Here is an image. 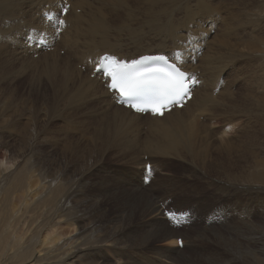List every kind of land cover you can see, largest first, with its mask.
I'll use <instances>...</instances> for the list:
<instances>
[{"label":"bare ground","instance_id":"1","mask_svg":"<svg viewBox=\"0 0 264 264\" xmlns=\"http://www.w3.org/2000/svg\"><path fill=\"white\" fill-rule=\"evenodd\" d=\"M12 1L23 6L27 4L28 11L32 12L30 0H0V4ZM55 1L44 0L43 2L49 4ZM92 1L86 0L81 5L82 0H79L73 6L71 1L64 0L68 13L63 19L66 24L70 20V25L67 24L58 39L51 36V41L55 44L51 49L53 52H42L39 58L44 55L51 58L49 63L53 68L60 70L61 86L68 80L65 76L71 75V80L76 85L78 93L88 95L93 101L99 98L103 99L102 103L109 113L105 126L97 132L98 136L95 139L100 146L93 141L96 149L94 151L89 149L87 156L79 155L77 150L73 151L72 148H69L64 154L71 153L80 156V158H77L75 164L72 162L66 164L62 159L64 154H52L47 151V145H44L41 149V187L39 188L41 192L39 193V190L32 189L35 187L32 181L27 182L31 179V174L23 171L19 174L20 177L17 175L20 179L19 184L22 186L20 188L23 191L15 196L13 201L15 208L12 213L0 218V264H74L65 259H75L77 256L84 259L83 264H264V246L257 247L258 242L261 241L258 239V234L264 236V222L262 220L259 224H249V219L253 213L248 207H244L245 204L240 209V211L244 210L245 213L242 216L237 211L232 215L234 209L232 203H227V207L222 210L220 208L215 209L216 212L221 213V220L217 222L204 220L202 228H193L191 216L200 209L191 205L190 210H179L188 212L189 217L188 223L177 229L170 226L159 209L167 200L156 201L154 198L152 199L155 196V188L152 186L145 188L142 181L145 165L154 159H159L167 168L169 165L185 168L190 173L189 177L202 181V184H206L208 188L216 190L221 195L232 197L233 193L240 191L244 193H250V191L262 193L264 191V161L255 162L253 165L255 171L248 178L239 180V182H236L237 180L232 176L231 178H225V176L216 178L209 175L210 171L215 172L219 169L220 164L213 163L206 151L213 145L211 140L219 142L218 140L221 141L224 137L223 134L216 131L211 134L207 133L209 128L216 127L215 120L218 116V112L213 111V108L217 107L216 105L220 102L217 101L220 91L215 95L213 92L219 87L220 79L235 60L233 49L241 47V44L235 45V43H230L227 38H214L213 35L211 36L212 41L205 40L200 35L209 33V31L202 28L204 24L198 23L199 27L193 32L191 28L196 24V21L188 16L184 21L186 28L183 30L187 38L188 36L191 37L188 38L189 43L187 44L186 41L182 45H173L167 52H171L175 47V51L179 52L177 58L180 59L188 72L198 78L200 85L194 89L191 100L181 109L171 110L159 118L150 117L148 114L145 116L135 114L129 109L117 106L112 95L105 89L101 77L98 74H91V71L95 69L102 55L110 54L116 55L119 59L133 60L143 55H157L164 50H157L156 52L139 51L135 56L120 54L123 49L143 46L142 43L135 45V36L126 42L114 40L108 42L104 46L106 48H96L95 42L89 35L96 29L104 28L101 20L105 16L102 17L101 14H96V17H91L92 14L86 16V19H90L88 24L91 32L89 33L81 25L82 20L85 19V16L81 14L83 12L78 13L82 6H92L90 4ZM114 7L112 6V8ZM96 10L98 9L96 8L94 11ZM4 11V9L0 10V20L3 18ZM38 12L39 10L36 9L34 13ZM10 19L7 20L11 21ZM159 19L157 17L153 21L145 22V27L150 28L152 32L161 25ZM138 37L141 41L142 37ZM121 38L118 37V39ZM148 40L152 43L147 44L146 47L154 45L164 48L167 42L166 38L161 36L150 35ZM88 46L93 47V50H86L85 48ZM202 46L204 47L203 53L200 51ZM14 49L16 51H13V54L18 58L33 59L31 54L37 52L36 50H28L24 46H19L17 49L15 45ZM55 51L60 54L64 51L65 55L68 56L62 57ZM221 53H225L227 58H223ZM28 54L30 56L24 57ZM246 55L248 58L264 57L262 51H256L254 54L246 53L243 56ZM193 63L195 64L193 65ZM81 67L85 68V72L81 70ZM69 68L70 72L68 71ZM78 80L79 83L77 84ZM233 101L234 97L230 103L224 104V100L220 103H222L221 106L226 107L228 103L231 105ZM223 111L229 112L227 108ZM200 117L206 119L209 125L207 122H199ZM138 121H141L151 130L149 131L151 139L147 143L145 141L135 143L134 139L119 136L114 130L116 126L130 127ZM229 121L231 122V120L225 119L224 123L227 124ZM231 124L226 128V131L231 127ZM120 137H123L122 141ZM109 141L119 148L120 145L125 148V153L131 156V165L133 164L132 166L136 170L141 166L140 175L134 171L135 169L133 171L128 169L122 177L115 176V174L110 176L115 185L114 188H116V192L111 188L115 192L113 196L123 203H120L121 207H116L118 211H110V208L105 204L104 196L109 195L107 186L111 181H102L106 187H103L99 182H90L92 181L90 177L93 176H91L93 172L91 170L97 166L96 163L100 162L95 156L102 154V148L104 149ZM117 141L120 145L115 143ZM134 144L137 150L133 149ZM183 155H190L199 164L201 171L193 168L187 162L176 160L182 159ZM144 157L148 162L143 161ZM157 169L162 170L155 166L154 171L156 172ZM3 175L4 173L2 174L0 171V183ZM22 177H25L26 184L24 183V185L22 184ZM115 177H117V181ZM158 178V185L166 182L174 185L176 180L166 172L158 175ZM222 178L229 182L220 180ZM181 187L186 188L187 186L184 187L182 183ZM185 197L186 195L181 198V203ZM112 203L110 201V204ZM159 203L160 205L157 207ZM236 220L242 221L246 228L238 227ZM185 230L191 231V235H185L187 232ZM181 236H184L185 240L182 241L183 245L180 248L177 245V240ZM204 242L207 243L206 246H199V243ZM143 250L151 252L148 253L151 257L146 255Z\"/></svg>","mask_w":264,"mask_h":264},{"label":"rangeland","instance_id":"2","mask_svg":"<svg viewBox=\"0 0 264 264\" xmlns=\"http://www.w3.org/2000/svg\"><path fill=\"white\" fill-rule=\"evenodd\" d=\"M43 1L30 0L32 12L28 11L27 4L23 6L15 1L0 4V10H5L3 18L0 20V171L2 174L4 173L0 183V218L12 213L15 208L14 198L23 191L17 175L19 176L21 172L27 171L28 174H31V179L27 182L32 181L35 185L32 189L39 190L41 187V149L44 145H47V151L52 154L63 155L69 148H72L73 151L77 150L79 155L87 156L89 149L93 151L96 149L93 141L98 136L97 132L105 126L108 119L109 111L103 105V99L99 98L93 101L88 95L78 93L76 85L71 80V75L65 76L68 80L61 86L60 70L57 68L56 70L49 63L51 58L47 55L39 58L42 52L52 53V50L37 51L35 53L37 55L31 54L33 59L18 58L13 54V51H16L14 49L15 45L17 49H19V46H24L23 37L26 31L28 32L30 29L32 30H30L32 40L25 42V44L37 47L42 45L44 39H41L39 35L46 27L42 24V14L38 16L39 12H34L36 9L40 11L42 5V9L45 6V9H48L52 4V15L59 14V10H55L53 2L47 4ZM84 1L86 2V0H82L81 5ZM77 2L79 0H71L73 6ZM90 4H92L90 7L82 6L78 13L83 12L81 14L85 16V19L90 14H92L91 17H96V14H101L102 17L105 16L101 20L104 28L96 29L95 32L89 35L95 42L96 48H106L104 46L114 40L126 42L134 36L135 45L142 43L143 46L141 47L123 49L120 52L122 55L135 56L139 51L156 52L157 50H164L167 52L170 51L173 45H182L186 41L188 44L191 37L188 36V39L183 30V28H186L184 21L188 16L196 21V24L191 28L193 32L199 27V24H204L202 28L209 31V33L200 35L205 40L212 41L211 36L213 35L214 38H227L230 43H235V45L241 44V47L233 49L235 60L220 79L217 90L213 92V95H215L220 91L217 101L223 102L224 100V104L230 103L234 97L231 105H228V103L226 107H223L221 106L222 103L218 102L217 107L213 108V111L218 112L215 120L216 127L209 128L207 131L208 134L213 131L219 132L223 134L224 139L218 140L219 142L211 140L213 145L207 149L206 153L209 154L208 157L213 163L220 164V168L215 172H209L211 177L221 178L225 176V178H231L232 176L237 180L236 182L248 178L255 171L253 169L255 162L264 161V57L248 58L247 55H243L246 53L254 54L256 51H262L264 55V0H93ZM112 6L115 7L112 8ZM63 7L67 10L64 5ZM96 8L98 10L94 11ZM157 17L158 19L161 17L159 19L161 25L151 32V29L145 27L146 24L144 23L153 21ZM9 18H11V21L7 20ZM85 19L82 20L84 24L81 22V25L90 33L88 24L90 19H86V21ZM70 22L69 20L67 24L70 25ZM150 35L165 37L167 40L166 46L164 48L154 45L146 47L147 44L152 43L148 40ZM138 36L142 37L141 41ZM118 37L121 39H118ZM85 49L92 51L93 47L88 46ZM174 51L175 47L171 50V53H174ZM200 51L203 53V46ZM60 55L63 57L65 52L62 51ZM221 55L223 58H227L225 53H221ZM28 56L30 54L24 57ZM81 70L85 72L83 67H81ZM68 71L70 72V68ZM226 108L229 111L228 113L223 111ZM225 119H229L231 122L229 121L226 124L224 123ZM199 122H207L209 125L203 117L199 118ZM230 123L233 127L226 131ZM114 130L119 136L134 139L135 143H143L144 141L147 143L151 139V133H149L151 130L143 125L141 121L130 127L119 125ZM122 139L123 137H120L121 141ZM95 142L100 146L98 141ZM115 143L119 144L118 141ZM133 149L137 150L135 144ZM125 152L124 147L122 148L120 145L119 148L109 141L108 145L104 149L102 148V154L94 155L96 158L98 157V162L99 160L100 162L92 168L91 172L93 171V174L91 173V176H93L90 177V180H92L90 182H99L103 187H106L102 181H111L107 186L109 195L104 196L105 204L110 208V211H118L116 207H121L120 203H122L113 196L116 188H114L115 185L112 183L110 176L115 174V176L122 177L128 169H131V171L135 169L134 171L140 175L141 166L136 170L132 166L133 164L131 165V156ZM77 158H80V156L71 153L62 156L63 162L66 164L77 163ZM176 160L187 162L193 168L201 171L199 164L190 155H183L182 159ZM143 161L148 162L146 157ZM150 162L153 176L148 177V183L143 182L144 187L152 186V188H155V196L152 199L154 198L156 201H160V199L167 200L163 202L162 206L173 207L178 211L181 209L190 210L191 205L197 206L200 210L193 214V228H202L204 220L220 221L221 213L216 212L215 209L220 208L222 210L227 207V203H232L234 206L232 215L237 211L241 216L245 214L244 210L240 211L245 204L244 207H248L253 213L249 219V224H259L262 220L264 222V191L262 193L252 191L244 193L240 191L233 193L232 197L221 195L216 190L208 188L206 184H202V181L189 177L190 173L185 168L171 167L168 164L170 167L168 169L169 167L167 168L163 161L159 159ZM155 166L162 170L157 169L155 172ZM163 172L176 179L174 185L169 182L158 185V175ZM225 178L220 180L229 182ZM22 179V184H26L25 177H22ZM115 180L117 181V177H115ZM116 183L120 186L118 182ZM182 183L184 187H187L182 188ZM39 192L41 191L39 190ZM185 195L186 197L181 203V198ZM115 200L118 205H116ZM110 201L113 202V205L110 204ZM159 205L160 203L156 206L159 207ZM110 214L112 213L110 212ZM236 221L238 227L241 226V229L246 228L242 221ZM185 235H191V231L185 232ZM252 236L254 238V234ZM258 236L256 235V238L261 241L258 242L257 247L261 248L264 246V236L260 234ZM180 238L182 241L185 240L184 236ZM206 244V242L199 243V246H206ZM146 249L149 250V248ZM143 252L150 256L151 252L144 250ZM65 260L74 264H83L84 262V259L78 256L75 259L66 258Z\"/></svg>","mask_w":264,"mask_h":264},{"label":"snow or ice","instance_id":"3","mask_svg":"<svg viewBox=\"0 0 264 264\" xmlns=\"http://www.w3.org/2000/svg\"><path fill=\"white\" fill-rule=\"evenodd\" d=\"M59 23L62 24L63 21ZM107 59L105 58L106 61ZM157 59L163 60L164 57ZM114 63L104 62L97 70L110 79L111 83L107 85L109 89L119 93L121 101L129 103L137 112L149 110L137 107V103H160L161 109L153 107L151 111L162 114V109L167 107L166 102L176 104L190 95V90L185 86V74L174 64L169 65L167 71H161L142 69L136 62L132 65L121 63L118 67H114ZM176 97H180V101Z\"/></svg>","mask_w":264,"mask_h":264}]
</instances>
